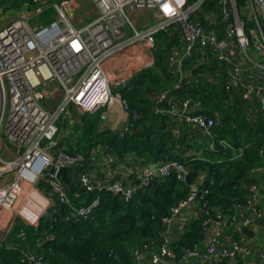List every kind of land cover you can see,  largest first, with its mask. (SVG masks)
Instances as JSON below:
<instances>
[{"label": "built area", "instance_id": "2783aa9c", "mask_svg": "<svg viewBox=\"0 0 264 264\" xmlns=\"http://www.w3.org/2000/svg\"><path fill=\"white\" fill-rule=\"evenodd\" d=\"M33 1L34 8L29 10L25 2L14 19L0 27V137L3 136L16 152L13 159H6L0 151V245L19 250L22 264H47L41 254L21 248L20 243L10 240V232L18 218L26 225L38 224L29 223L33 211H28V206L17 207L20 199L22 202L27 200L22 193L23 184L44 182L42 189L38 188L40 192L51 201L68 204L71 208L69 216L80 220L92 217L99 207L102 191H110L129 200L137 189L150 184L155 177L154 171L159 177H166L171 171L180 178L187 174L183 163L177 160L147 162L145 165L149 166L133 174L128 185L118 181L113 184L97 182L89 171H82L78 173L80 184L87 191H96V194L89 202L74 205L68 197L67 186L56 176V171L61 167H77L86 161V157L81 152H69L58 145V117L63 112L69 116L71 106L82 113H94L119 101L127 109L125 100L115 88L126 84L128 78H109L105 63L130 47L153 48L155 35L170 26L178 30L181 41L180 49H173L169 57L175 81L172 88L163 90L156 98L155 113L163 112L160 105L172 89L192 81L183 72L184 58L199 48L207 47L217 54L219 60L230 64L224 88L240 87L242 98L248 102L256 100L257 110L264 117V35L261 31V27L264 28V0H245V9L240 10L235 0H217L220 20L224 23L219 30L204 28L196 17L206 0H90L95 16L81 25H76L71 19L76 0ZM46 9H52L55 18L47 23L36 22ZM140 11L151 14L148 20L152 22L147 26L139 27L134 18ZM242 14L256 23L252 40L244 32ZM214 17L212 14L210 22ZM250 46H254L262 57L252 60L247 55ZM242 59L248 61L246 68L241 65ZM56 95L60 96L58 100ZM48 97L58 104H46ZM199 106V102L186 99L178 107L171 105L166 111L174 109L179 121L212 139L214 122L198 112ZM220 143L229 148L234 157L242 154V147H234L225 141ZM208 148L215 150L213 140L208 142ZM99 154L96 158L98 163L109 162L107 154L102 151ZM95 157L96 154L92 160ZM152 163L153 170L150 169ZM124 164L132 172L135 165L133 157L128 154ZM262 171V167L251 170L255 176ZM197 190V185L192 184L187 198L162 218V243L151 252L149 264H180L182 260L193 264L186 260L187 255L201 259L205 264H219L223 259L236 264L238 255L245 256L249 252L244 235L238 239L224 236L222 221L217 217L214 222L203 221V225L208 227L206 240L186 251L182 258H177L171 248L169 234L176 221L182 229L188 221L198 217ZM261 197H264V182L249 185L244 205L232 204L233 218L239 220L230 224L236 230L254 225L262 214ZM185 211L189 213L184 216ZM17 236L25 239L24 231L21 230ZM260 255L264 258V252ZM135 258L140 260L141 253L136 251Z\"/></svg>", "mask_w": 264, "mask_h": 264}, {"label": "trees", "instance_id": "16d2710c", "mask_svg": "<svg viewBox=\"0 0 264 264\" xmlns=\"http://www.w3.org/2000/svg\"><path fill=\"white\" fill-rule=\"evenodd\" d=\"M235 1L238 9L245 3V0ZM25 2L29 10L35 7L33 0H0V12L20 10ZM220 13L217 0H206L196 17L204 28L219 30L224 27ZM212 14L215 17L210 22ZM240 18L244 21L245 34L252 40L256 23L245 14ZM171 28L174 27L155 35L153 63L134 73L126 84L115 88L125 100L129 113L128 127L123 134L103 129L100 111L80 115L81 122L75 123L79 131L73 135L74 146L68 145L65 149L83 153L86 161L69 169L71 188H67V194L74 205L89 202L96 194V191H87L78 180L79 172H90L95 165L91 157L96 147L122 161L129 154L137 165L177 160L183 163L187 174L180 178L171 171L166 177L155 176L148 186L137 189L129 200L102 191L99 207L87 219L72 218L70 206L59 201H53L37 226L26 225L18 218L10 232V240L20 243L21 248L41 254L47 264H146L151 252L162 243V218L187 198L192 184L197 185L199 195L196 200L200 212L171 242L177 258L206 240L208 227L203 225L204 220L214 222L217 217L220 221L227 218L225 227L233 233L232 237L238 239L241 235L230 224L239 220L233 218L232 204L244 205L249 185L264 182V117L257 110L256 100L248 102L242 98L240 87L224 88L230 64L219 60L207 47L184 58L183 72L192 81L172 89L160 105L163 112L155 113L156 98L163 90L172 88L175 81L169 57L173 49H180L181 41L177 40L178 33L170 34ZM247 64L248 61L241 60L244 68ZM186 99L199 102L198 112L213 120L212 139L179 121L174 109L166 111L171 105L178 107ZM57 121V127L63 129V120ZM57 138L61 146L60 132ZM210 140L214 141L215 150L208 148ZM220 141L242 147V154L234 157ZM256 167L263 168L258 176L251 172ZM44 185L42 181L37 184L39 189ZM21 230L25 234L23 240L17 236ZM48 236L52 238L48 239ZM136 251L141 253L140 260L135 258ZM236 260V264H248L242 255ZM0 264H22L19 250L0 245ZM180 264H186L185 260ZM219 264H229V261L223 259Z\"/></svg>", "mask_w": 264, "mask_h": 264}, {"label": "crops", "instance_id": "0c3cea01", "mask_svg": "<svg viewBox=\"0 0 264 264\" xmlns=\"http://www.w3.org/2000/svg\"><path fill=\"white\" fill-rule=\"evenodd\" d=\"M245 7V4H244ZM243 7V8H244ZM85 13L93 14V18L95 16L94 9H87ZM148 15L151 16L149 11H140L134 15L135 20L137 23L140 22H149ZM88 22V21H87ZM152 20L149 22L151 23ZM148 25V24H147ZM146 25V26H147ZM135 49L137 52H132L131 50ZM152 50H149L146 47H143L141 45H137L135 47L128 48L125 52H122L118 55H116L114 58L109 59L105 65V71L107 72L109 78L114 79H124L129 78L136 73L139 68H136L138 62L140 61V58L144 61L147 58V53H151ZM154 56L153 53L151 55V61L147 63H143V66L146 67L148 63H153ZM145 62V61H144ZM143 68V67H142ZM127 80V81H128ZM98 111L101 112V127L103 129H109L115 133H119L120 135L123 134V132L127 129L128 123H129V113L126 109L123 108V105L121 102L116 101L109 107H102ZM70 115L67 116L68 119V125L67 129L65 131L60 132L61 143L63 147H68V145H73L75 143V138L73 135H76L79 131V129H76L75 123H80V115L82 112H80L75 107H70ZM73 122V123H71ZM65 129V127H63ZM58 136V135H57ZM58 139V138H57ZM0 151L4 158L6 159H13L16 156L15 149L10 144L6 143L4 141V137H0ZM99 151H102L100 147H96L93 152L96 154V157L94 159L95 165L90 170V174L92 176V179L97 182H108L114 178L119 177V180H116L118 182H121L124 185H128L133 178V174H135L137 171H141L143 168L149 165H134L131 169L132 172H129V166L124 164V161L113 158L109 156V162L106 163H98L96 161V158L100 155ZM106 154V153H104ZM200 155V154H197ZM128 161V159H127ZM152 161H149L148 163H151ZM132 173V174H131ZM24 188V186H23ZM35 188V189H34ZM31 188V191H27L28 193V201L22 202L23 206H28V203L31 205V207L34 209V212L31 216H29V223H38L39 219L47 212V210L51 207L53 200L49 199L47 196L42 194L38 186ZM25 189V188H24ZM37 190V191H36ZM27 198V197H26ZM261 201V215L254 221V225L250 227L254 231L253 239L251 240V237L241 233L244 235L243 240L245 241V244L249 247V252L244 256V259L248 260V264H262L264 261L261 258L260 254L264 250V197L260 198ZM33 202V203H32ZM36 209V211H35ZM189 211H185L183 215H187ZM227 218H223L222 225H223V235L224 236H230L231 238L233 233L229 232L227 227H225V223L227 222ZM176 223L173 224L169 239L170 242H172L178 231L181 230L179 225ZM241 232V231H240ZM260 250V253L257 254V251ZM243 256V255H242ZM187 261L193 263V264H205L203 260L201 259H194L192 256H186ZM146 264H149L148 261L145 262Z\"/></svg>", "mask_w": 264, "mask_h": 264}, {"label": "rangeland", "instance_id": "374dc122", "mask_svg": "<svg viewBox=\"0 0 264 264\" xmlns=\"http://www.w3.org/2000/svg\"><path fill=\"white\" fill-rule=\"evenodd\" d=\"M53 1H57V0H53ZM75 9H73V12H72V15H71V19L74 21V23L76 25H81V24H84V23H87V21L89 22L92 18H93V14H86L85 11L87 9H92V5L90 3V0H76L75 1ZM244 7V4L240 7V9H245L243 8ZM2 11V9H1ZM21 12V9L19 10H9V11H2L0 12V27H2L4 24L12 21V19H14V17H16L19 13ZM55 18V14H54V11L52 9H46L42 14L39 15V17L36 19V22H42V23H47L51 20H53ZM147 24H149V22H140L138 23V26L139 27H144L146 26ZM170 31V34H176L178 33V30H174L173 28L169 29ZM261 31H262V34L264 35V28L261 27ZM176 32V33H175ZM176 37H177V40H179L178 38V35L176 34ZM180 41V40H179ZM250 47L247 48V51L249 50ZM153 48L149 49V50H152ZM256 48L253 46L252 47V50L250 51L251 54H248L247 55L252 59V60H257L259 57H262L261 55L258 54V51L255 50ZM132 52H137L135 49H132L131 50ZM151 55H152V52L151 53H147V58L146 60H142L140 58V61L138 62L136 68H139L141 69L143 66V63H147L149 61H151ZM148 66V65H147ZM139 71V70H138ZM114 79V78H112ZM55 98L58 100L60 98L59 95H56ZM46 104L48 105H56L58 104V102H56L55 99H52V98H47V101H46ZM111 106V105H110ZM103 107H109V106H103ZM102 108V107H101ZM100 109V108H99ZM98 109V110H99ZM69 112H70V109H69ZM59 118V117H58ZM71 117L67 118L66 116V112H63V114L60 116L59 120L60 121L61 119L63 120L62 121V125L65 126V129H61L62 132L65 131L67 129V119H70ZM57 121V122H58ZM73 123V122H71ZM58 128V127H57ZM60 129L58 128V132L57 134H59V132H61V130L59 131ZM24 188L22 190V193L23 195H25L27 197V200L28 201V193L26 191V189L28 191H31V188H34L36 187V185H30V184H23ZM35 189V188H34ZM37 191V190H36ZM40 191V190H39ZM19 201H22L21 199ZM18 201V202H19ZM17 202V207L19 209H21L23 206V203L20 202L18 203ZM29 202V201H28ZM33 203V202H32ZM29 207H27L26 209H28V211H33L34 212V209L31 207V205L28 203ZM27 206V205H26ZM25 209V210H26ZM36 211V209H35Z\"/></svg>", "mask_w": 264, "mask_h": 264}, {"label": "water", "instance_id": "95a60500", "mask_svg": "<svg viewBox=\"0 0 264 264\" xmlns=\"http://www.w3.org/2000/svg\"><path fill=\"white\" fill-rule=\"evenodd\" d=\"M220 34V33H219ZM150 169H154V164H150ZM68 171H69V168L68 167H61L60 169H58L56 171V176L58 178H60L63 183L67 186V188H71V181H70V178H69V175H68ZM155 176H157V172L154 171L153 173ZM116 180H119V177H114L111 181H110V184H113ZM241 232L250 236L251 237V240L253 239V236H254V231L252 229H250L249 227H246V226H242L241 227ZM260 253V250L257 251V254Z\"/></svg>", "mask_w": 264, "mask_h": 264}]
</instances>
